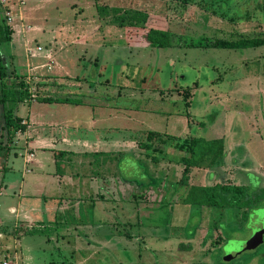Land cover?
<instances>
[{
  "label": "rangeland",
  "instance_id": "obj_1",
  "mask_svg": "<svg viewBox=\"0 0 264 264\" xmlns=\"http://www.w3.org/2000/svg\"><path fill=\"white\" fill-rule=\"evenodd\" d=\"M43 2H27V21L30 26H36L35 33L51 27L77 28L79 23L83 25H79L81 28L95 30L90 37L58 36L55 41L59 42L54 41L55 44L41 40L45 48L52 50L55 59L70 62L78 54L80 58L93 60L99 55L100 61L97 59L99 63L83 67V75L89 81L79 76L76 79L75 72L69 74L72 81L66 83V89L68 93H82V103H43L37 97H49V92L36 87L37 78L54 81L53 77L58 75L28 70L29 74L18 37L1 41L4 82L8 90L16 91L18 98L8 101L4 111L10 109L14 114L23 115L28 102L19 97L24 95L25 89H30L36 94L30 99L38 101L33 104L35 107L78 109L79 114L74 111L68 118L81 125L70 135L80 139V148H87L83 140L90 146L100 141L98 145L105 142L107 151L112 154V164L106 167L111 169L112 175H99L96 194L91 197L96 203V219H106L109 223L106 230H111V241L103 244V240H99L95 259L90 263L82 260L81 264H264V214H250L255 209H264V199L256 208H250L241 222L239 210H223L205 204L197 211L198 208L178 201L158 202V193L152 189L157 179L169 189L176 184L184 169L179 159L188 155L177 144L186 138L202 137L222 139L223 153L219 157L207 155L197 166L191 167L190 186L218 190L222 185H246L249 194H264V45L243 49L171 44L159 47L140 41L129 45L125 42V30L117 20L120 15L137 10L162 16L166 27L174 34V43L175 36L181 37L180 43L202 36L264 37V0ZM101 6L106 7L104 12ZM114 7L120 11H113ZM79 15L85 18L83 22L78 21ZM2 19L6 23L0 6V22ZM108 40L111 43L106 42ZM105 43L114 47L106 48ZM19 81L25 82L26 87L20 86ZM1 116L0 104V125ZM149 131L159 133L160 137L147 139ZM17 133L20 134L18 139ZM17 133L9 147L0 151V166L9 164L8 159L18 160L19 153L25 149L22 132ZM18 163L19 166L20 160ZM59 166L56 172L50 162L48 173L56 176L63 169V165ZM79 171L83 172L81 166ZM103 179L106 184L99 189L97 185L103 184ZM145 185L149 188H144ZM133 194H142V198L135 200ZM85 197L91 201L90 196ZM167 197L170 199V195ZM189 206L193 210L190 213ZM86 214H80L81 221H87ZM68 219L58 222L57 230L65 233L63 227ZM124 229L130 232V239L120 235ZM77 231L87 233L82 226ZM44 232L48 234L53 230L48 228ZM165 236L170 239L166 241ZM45 237L47 239V235ZM149 240L156 241L157 246L149 245L153 246L149 249L145 242ZM54 242L56 240L47 244L43 241L46 252L43 256L55 259L59 256ZM8 246H11L8 242L0 246L1 257L8 253L5 250ZM8 254L11 256L13 252ZM12 264H31L30 257L19 253Z\"/></svg>",
  "mask_w": 264,
  "mask_h": 264
},
{
  "label": "crops",
  "instance_id": "obj_2",
  "mask_svg": "<svg viewBox=\"0 0 264 264\" xmlns=\"http://www.w3.org/2000/svg\"><path fill=\"white\" fill-rule=\"evenodd\" d=\"M8 1V5H11L14 0ZM39 1L43 2V0ZM60 1L65 2L66 0H47V3ZM71 1L72 3L90 4V1L96 0ZM27 2L28 0H25L20 8L15 7L14 12L17 17L20 14L22 20L15 19L14 25L10 26L11 36L18 37L16 39L20 40L22 44L26 57L27 72L28 70H30V73H43L46 71L57 74L58 76L53 77L54 81L48 79H42L41 81L42 77H38L35 82L36 87L42 88L41 90H45V93L49 92V97H60L62 99L72 97L82 103V93H68L66 89V83L72 81L69 74L75 72L77 73L75 75L76 79V76L87 79L83 75L85 73L83 67L86 68L88 65L99 63L100 56L97 55L93 60L85 59L84 56L80 58L81 55L77 56L78 54H76L70 62L58 61L55 59L52 50L45 48L41 40L46 39L55 44V42H59L58 40L55 41L58 36L73 34L90 37L94 36L95 30L87 27L81 28L79 25L82 24L79 23L77 28L74 26L71 28H66L67 26L51 27L35 33L36 26H30L27 21L29 18ZM83 19L85 18L82 15L78 16V21ZM24 22L27 25H24ZM36 43L42 45H36ZM105 44L106 48L114 47L112 44ZM37 46H41L42 50L37 51ZM30 67H32V71ZM76 68H82L81 72L74 71ZM28 91L30 96L34 97L36 95L34 91L30 89ZM27 102L28 106L23 115L15 113L17 116L22 117V123L26 125V128L21 131L25 149L22 153H19L18 160L16 158L11 162L8 159L9 164L4 165V171H0V221L2 222L0 246L5 242L10 245L15 241L18 242L23 253L30 257L31 264H81L82 260L90 263L97 255V242L103 240V244H105L107 240L111 241V230L110 228L106 230L109 223L106 219H96V203L91 197L96 194V182L97 178H100L99 175H112L111 169L106 168L107 165L110 167L112 164L110 163L112 154L107 151L105 142H102V146L98 145L100 141L90 146L86 140H83L82 143L87 148H80L78 146L80 139L70 137L71 133L81 125L69 121L70 118L68 117L70 116L68 114H72L74 111L79 114L78 109L65 107L41 109L39 106H33L38 101L28 99ZM64 103L68 104L70 102H62L59 105H64ZM57 117L65 118L58 119ZM17 134L18 139L20 134ZM77 158H81L80 161H77ZM19 160L20 165L18 166ZM50 162L56 168V172L60 168L58 165H63V169L56 175L57 177L48 173ZM80 166L83 172L79 171ZM14 172L15 174H13ZM18 173L19 179H17ZM99 185L100 183L97 185L98 188ZM85 195L90 196L91 201ZM83 196L84 198H82ZM74 198L76 199L75 203H73ZM70 211L72 213L69 214ZM190 211L189 206V213ZM81 213L88 214L84 217L87 221H81ZM66 217L69 219L68 222L65 221L66 224L63 228L66 232L64 233L62 230H57V223H63ZM56 219L60 221L57 222ZM80 226L86 228L87 233L78 232L77 229ZM48 228H51L53 232L46 234L44 231ZM167 231L168 229L164 230V232ZM68 232L70 234L67 235ZM43 235L44 237L47 235V239L45 237L44 240H41L40 237L42 238ZM120 235L130 239L124 233H120ZM168 239L166 238V241ZM52 240H56L54 242L57 247L55 252L59 255L56 259L48 258L47 255L43 256V253H46L44 250L45 244ZM43 241L46 243L44 244ZM145 242L149 249H152L155 245L157 246L156 241L149 240ZM104 247L111 250L107 245H104ZM103 257L107 258L105 255ZM57 260L59 262H55Z\"/></svg>",
  "mask_w": 264,
  "mask_h": 264
},
{
  "label": "trees",
  "instance_id": "obj_3",
  "mask_svg": "<svg viewBox=\"0 0 264 264\" xmlns=\"http://www.w3.org/2000/svg\"><path fill=\"white\" fill-rule=\"evenodd\" d=\"M2 10H4V6L1 5ZM102 11L105 10L106 7L101 6ZM113 11H120V8L114 7ZM122 12V14H125ZM104 12V11H103ZM118 16V15H117ZM125 17V18H124ZM119 24L125 30V38L126 44L134 45L136 42L140 41L147 46H159L165 47L170 44L173 46H188V47H200V48H229V49H243L249 47H256L264 45V37H249V38H238V39H224V38H212L208 36H202L196 39H186L182 40L183 42H179L181 37L175 36V43L173 42L174 34H172L168 28L166 27L167 23L164 17L146 13L144 11H133L128 12L125 16L120 15L117 17ZM122 19H126V21H121ZM125 22V23H124ZM12 30L5 23V20L2 19L0 22V42L11 40ZM169 38H171L172 42H169ZM178 41V43H177ZM5 71L3 65L0 63V104L2 108V124L0 125V151L6 150L9 147V143L14 140L16 133L18 131H23L26 128V125L22 123V117L14 114L10 109H6V103L10 100H18L16 98V91L8 90L6 88V83L4 82ZM18 84L20 86L26 87L25 82L19 81ZM25 89V88H24ZM19 98L27 101L30 99V93L28 90L24 91V95ZM27 99V100H26ZM42 102H70L78 101L72 97H39L37 98ZM80 102V101H79ZM154 137H160L159 133L149 131L147 134V139H153ZM177 146L184 150L188 155L181 156L179 162L184 165V169L180 179L174 183L171 189L167 188L166 183L164 184L160 180H156L152 183V189L158 193V202H167L178 201L181 203H186L191 206V208H198L209 204L211 206H215L216 208H221L223 210L234 209L235 211H241L239 216H241V222L244 221L248 216L249 209L252 207H257L260 202L264 199V194L252 195L249 194V187L246 185H222L219 186L218 190L215 188H201L197 186L189 185V177L188 173L191 167H195L198 165V162L201 161L205 156L212 155L213 157H219L223 153V142L222 139H204L202 137H191L186 138L178 143ZM4 165L0 166V171H4ZM111 177V176H109ZM113 177V176H112ZM102 178V177H101ZM103 184L99 185V189L104 186L105 179H103ZM108 181V180H107ZM164 184V185H163ZM162 185V187L160 186ZM144 188H149L145 185ZM104 189V188H103ZM145 189V190H146ZM103 193V192H102ZM100 193V198L103 196ZM162 195V197H161ZM164 195V197H163ZM170 195V199L167 197ZM250 195V197H249ZM135 200L138 198H142V194L135 195ZM165 198V200H164ZM170 200V201H168ZM226 205V206H225ZM225 206V207H224ZM228 206V207H227ZM193 211V210H191ZM222 211V210H221ZM238 211V212H239ZM120 233L126 234L128 237H131L128 229L122 230Z\"/></svg>",
  "mask_w": 264,
  "mask_h": 264
},
{
  "label": "built area",
  "instance_id": "obj_4",
  "mask_svg": "<svg viewBox=\"0 0 264 264\" xmlns=\"http://www.w3.org/2000/svg\"><path fill=\"white\" fill-rule=\"evenodd\" d=\"M24 3H25V0H14L11 2V5H8L9 4L8 0H0V4L5 7L3 11H4L6 23L8 25L10 26L14 25L15 19H18L19 21L22 20V16L19 14L17 17L14 10H15V7L20 8ZM36 50L41 51L42 47L37 46ZM1 228H2V222L0 221V230ZM0 237H1V233H0ZM5 250L6 251L8 250L7 251L8 253L13 252V254L10 256L8 253H6V255H3L2 257L0 255V264H12V260L17 259V254L23 253L19 243L16 241L11 246L6 247Z\"/></svg>",
  "mask_w": 264,
  "mask_h": 264
},
{
  "label": "water",
  "instance_id": "obj_5",
  "mask_svg": "<svg viewBox=\"0 0 264 264\" xmlns=\"http://www.w3.org/2000/svg\"><path fill=\"white\" fill-rule=\"evenodd\" d=\"M256 208V207H255ZM254 208V209H255ZM253 209V208H252ZM260 209H255L252 213H250L251 215H256V214H264V209L260 210ZM250 211V210H249Z\"/></svg>",
  "mask_w": 264,
  "mask_h": 264
}]
</instances>
